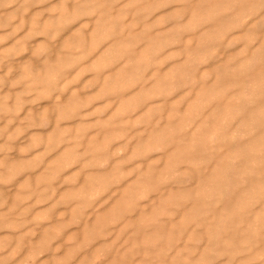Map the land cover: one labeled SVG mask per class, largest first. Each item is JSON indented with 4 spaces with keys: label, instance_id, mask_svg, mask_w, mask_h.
Masks as SVG:
<instances>
[{
    "label": "rangeland",
    "instance_id": "374dc122",
    "mask_svg": "<svg viewBox=\"0 0 264 264\" xmlns=\"http://www.w3.org/2000/svg\"><path fill=\"white\" fill-rule=\"evenodd\" d=\"M0 264H264V0H0Z\"/></svg>",
    "mask_w": 264,
    "mask_h": 264
},
{
    "label": "bare ground",
    "instance_id": "6f19581e",
    "mask_svg": "<svg viewBox=\"0 0 264 264\" xmlns=\"http://www.w3.org/2000/svg\"><path fill=\"white\" fill-rule=\"evenodd\" d=\"M258 51V50H257ZM256 123V122H255ZM252 124V123H251ZM188 139V138H187ZM260 152V151H259ZM257 155V154H256ZM257 156H259V155H257ZM222 171V170H221ZM222 173V172H221ZM226 175V174H225ZM212 176V175H211ZM215 177H217V175L215 176ZM225 181V180H224ZM208 182H210V181H208Z\"/></svg>",
    "mask_w": 264,
    "mask_h": 264
}]
</instances>
